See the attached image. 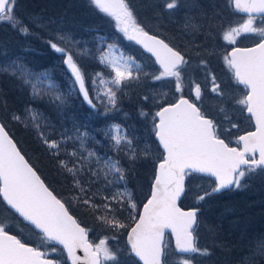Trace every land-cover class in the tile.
<instances>
[{"label":"snow or ice","instance_id":"obj_1","mask_svg":"<svg viewBox=\"0 0 264 264\" xmlns=\"http://www.w3.org/2000/svg\"><path fill=\"white\" fill-rule=\"evenodd\" d=\"M227 2L234 11L247 14V19L237 27L228 26L223 31L222 39L235 45L236 37L241 33H255L261 37L254 47H234L223 57L232 79L245 90L243 96L235 100L239 106L237 110L241 114L247 113L246 119L254 122L253 131L236 138L237 146H231V142L223 138L232 129L239 128V124L231 122L225 107L221 106L219 111L224 113V119L229 121L231 127H223V122L209 118L197 103L185 98L186 77L188 85L194 84L191 91L195 100L201 98L200 84L187 76L190 62L185 53L145 31L126 0H90L96 10L115 21L116 28L129 41H135L154 57L159 70L151 79L172 81L175 92L179 94L175 102L161 106L151 116L152 132L163 154L153 177L150 198L143 204L142 210L138 209L131 192L127 190L126 170L121 161L89 147V141L94 138L81 125L73 123L71 134L66 129L57 140L42 131L46 121L37 110L26 109L23 118L37 130L42 144L53 157H59L62 151L69 157L58 160L57 167L62 174L71 177L75 192L72 200L75 203L92 211L95 219L113 232L128 227L120 219L121 213L128 212L134 226L127 233V251L142 264H168L170 254L166 234L174 237V264H194L196 255H211L209 249L199 245V209L185 210L179 204L188 191L186 181L189 177L201 175L212 178L211 191H204L195 197L199 203L222 190L240 188L245 177L251 178L257 173L264 175V26H254L257 16L264 20V0ZM178 3L179 0H163L160 7L164 12H171ZM16 5L17 0H0V24L7 23L23 36L33 34L29 24L43 26L38 17L25 23L16 15ZM185 27L196 29L199 26L186 21ZM96 39L95 59L108 70V77L104 72L87 77L70 48L60 44L77 45L79 41L58 35L57 40L49 39L46 43L62 58L71 82L69 91L82 97L93 112L107 116L118 110V92L122 86L129 81L139 80L143 68L133 57L122 52L118 57L110 56L116 47L107 44L104 37L97 36ZM87 52V49H77L78 55ZM200 64L206 65V61L201 60ZM0 72L15 76L22 84L29 86L34 98L49 95L58 109L67 103V97L47 73H33L19 58L0 67ZM143 74L149 75L146 72ZM210 82L212 93L222 100L229 98V93L221 89L214 75ZM41 84L45 87H40ZM143 99L147 101L149 97ZM98 104L103 106V112L97 108ZM140 114L144 117L149 115L143 110ZM11 118L22 121L17 114ZM103 134L110 141L112 151L122 152L130 161L148 155L147 146L140 149L119 124L107 126ZM69 142L75 145L70 151L62 148ZM95 143L99 144L100 141ZM121 185L124 187L121 188ZM20 223L28 226L40 245H62L72 264H120L119 250L113 251L108 246L109 237L105 236L98 243L89 239L91 229L82 226L70 213L66 203L46 184L37 169L21 153L5 124L0 122V264H60L58 260L49 259L50 253L41 250V247H34L12 234L13 224L18 226ZM111 239L117 237L112 236ZM56 251V247L51 248L52 253ZM78 251H82L83 256L77 255ZM251 252L252 256L246 257V262L249 259H264V241L256 242Z\"/></svg>","mask_w":264,"mask_h":264},{"label":"trees","instance_id":"obj_2","mask_svg":"<svg viewBox=\"0 0 264 264\" xmlns=\"http://www.w3.org/2000/svg\"><path fill=\"white\" fill-rule=\"evenodd\" d=\"M154 1L155 3L152 4V12L146 10L141 15L145 14L148 20H150L152 14V19L154 18V20L157 21V17L154 16V14L157 11H163L160 7L163 2H158V0ZM188 1L192 3L193 0ZM195 1L203 4V6L210 3L204 0ZM144 2L147 4L151 2V0H144ZM200 10L201 12L199 10L197 11L199 15L205 13L203 8ZM15 11L16 15L22 18L25 23H29L30 20L38 17L41 19L43 26L35 27L29 24L33 34L23 36L13 30L7 23L0 24V67L6 65L10 60L19 58L26 68L33 73H47L51 81L65 94L67 103L62 109H58L49 99V95H44L41 98H34L29 86L22 84L15 76L6 72H0V120L5 124L6 129L17 143L21 152L33 167L37 169L46 184L57 194L58 198H61L66 203L71 214L74 215L83 226L91 229L89 236L92 242L98 243L99 240L103 239L105 236L109 237L108 243H110L111 240L114 243L117 240H125L126 242L127 233L134 225V222L129 218L128 212L124 211L120 214V219L128 227L121 229L119 232H113L110 229L104 228L95 219V215L92 211L75 203L72 200L75 192L72 187L71 177L67 174H62L61 170L57 167L58 160L69 159V157L64 151L61 152L59 157H53L49 153V150L42 144L37 130L23 118L26 116V109L32 108L37 110L43 115L46 121V125L42 131L45 132V135L57 140L60 139V134L66 129L68 133L71 134L73 123L81 125L82 128L86 129L94 138L89 141V147L94 148L102 155L107 154L108 156H115L121 161V164L126 170L125 179L127 190L131 192L132 199L136 202L138 209L141 210L143 204L149 197L147 195L150 184L152 183V177L143 184H141L140 181L141 179L145 180L150 165L155 168V164L157 168V164L162 158L154 164L149 159H145L143 155L135 161H130L122 152L114 153L112 151L110 141L105 138L103 129H105L106 125L109 123L119 124L126 130L127 135L133 140V143L137 145V138H141L139 133L141 130H137V128L132 129V125L140 123L138 120L140 117L142 118L140 114L141 110L149 114L144 118V120L147 121L151 116V110L153 108V103H151L150 99L147 101L143 99V102H138L142 91H144L143 97L147 96L149 91H152V84L149 81V77L147 78L143 74L140 77V85L135 86L134 82L130 81L125 91L122 88V90L118 92V110L110 112L107 116L93 112L83 101L82 97L75 92L69 91L71 82L65 66L61 62L62 58L49 47L46 41L49 39L57 40L58 35L69 36L73 40L79 41L80 43L77 45H68L64 42H60V44L61 46L70 48L74 54V58L81 66L86 76L90 77L94 73L104 71V68L95 59L97 55L96 37H104L107 44L114 45L119 53L122 52L124 55L129 56L132 53L129 52L127 44H122V36L115 33L112 26L110 28L111 22L105 17H102L101 15L103 14L96 10L88 0H17ZM155 27L167 29L165 21H163L162 25L156 24ZM105 33H107V35H105ZM115 40L118 43H116ZM164 40L168 43L171 42L167 39ZM171 45L176 48L174 44ZM77 49H87L88 52L85 55H78ZM131 49H135L134 52L142 54L138 47L132 48L131 46ZM177 49L181 51L179 47H177ZM134 58L136 62H138L139 59L144 60L139 57ZM142 64H146V62ZM144 70L147 71L148 74L153 71L152 68L149 70L144 68ZM40 87H45V85L41 84ZM89 90L91 93V87ZM97 108L100 112H103V107H100L99 104ZM13 114L20 115L23 122L13 120L11 118ZM95 141H100V143L97 144ZM151 141L154 143L152 139ZM74 146L72 142H69L67 145H62V148L70 151ZM157 156L158 154L156 155V159L158 160L159 158H157ZM262 186H264V181L261 182L260 188H253L251 191H248L247 194L252 195L258 193L257 190L261 189ZM120 187L123 188L124 186L121 185ZM257 197L258 196L253 197V199ZM219 204L221 205L218 206ZM232 204L234 208L237 209V215L231 216L228 221H223V225L220 229L221 232L226 233L228 231L230 221H232L231 225L237 227L241 219H249V223L254 225V228L248 227V230H246V233H248L247 237L241 243H239L238 240L231 241L225 237H215L216 230L212 231L213 235L210 241L211 230L207 229V233L204 234L206 228L203 229V234L205 237L207 236L206 240L208 238L206 244H209L211 247L207 248L211 253V255H209L210 264H224L223 259L220 257L221 248H236L235 250H231L233 255L236 257L240 254L246 258L250 254L251 248L255 245L256 241H261V237L264 234V218L260 220L259 216L257 218L254 217L253 213L250 212L252 206L250 204H244V207L241 206L239 197L237 200L228 198L223 202L220 201L211 208L209 206V213L211 211L213 213H220L224 211L225 207L232 208ZM245 207L247 208L246 210H244ZM257 207L264 213L263 204L257 205ZM243 210L244 212L242 213ZM137 215H139V212H137ZM199 224L200 220L198 225ZM207 226L212 229L214 224L211 221L208 222ZM198 229L201 230L200 226H198L197 230ZM112 236H116L117 239H111ZM248 240L249 242L247 244ZM236 260L237 258L230 261V263L234 264ZM253 264H264V262H258L257 260V262H253Z\"/></svg>","mask_w":264,"mask_h":264},{"label":"rangeland","instance_id":"obj_3","mask_svg":"<svg viewBox=\"0 0 264 264\" xmlns=\"http://www.w3.org/2000/svg\"><path fill=\"white\" fill-rule=\"evenodd\" d=\"M148 1V0H147ZM178 6L176 9L172 10L171 12H155L154 16L157 17V21L152 19V14L150 16V20L146 17L145 14L141 15L144 11H151L152 12V4L155 3L154 0H151L149 3H145L144 0H126L129 7L132 9L137 21L141 24L142 27H144L145 31H148L151 34L154 35H160V37L167 39L171 41V44H174L177 47L181 49V52L186 54V57L189 59L190 66L187 69V76H190L195 83L200 84L201 87V98L198 101L200 105L204 108H202L205 112H212L217 120H220L223 127H231L228 120L224 119V113H221L219 111L220 107L223 106L227 109L228 115L231 119V122L239 124L238 129H232L230 134H226L223 138L226 139V142H231V145H235L232 141L235 142L236 138L247 132L251 127V121L246 119V114H241L237 109L239 108L238 105L235 104V106L227 105V99L222 100V98L216 96L215 93L211 92V82L210 78L212 75L216 77V80L218 83H220V87L225 92L229 93L228 100L235 101L237 98L243 96V92L241 90H234L232 92H228L226 88L222 86V84L227 81L229 84H231L228 80L225 78L226 75V69L224 66V61H221V58L215 57L212 55L210 50V44H213L212 41L209 43L205 40H202L201 38V32L202 31H209L207 29H204L206 26L214 27L215 30L221 34H223V31L228 28V26H232L238 22L239 20L235 21V13L232 12L231 5L227 2V0H204L209 1L210 3L203 6V4L196 2L195 0L189 2L188 0H179ZM90 3V0H88ZM158 2H163V0H158ZM195 2V3H193ZM145 3V4H144ZM203 3V2H202ZM91 4V3H90ZM93 6V5H92ZM147 8V9H146ZM204 9L205 13H201V15L198 14V10L201 12L200 9ZM208 11H207V10ZM142 10V11H141ZM103 14V13H102ZM102 17H105L108 21H110V28L112 26L115 33L122 36V44H127L129 47V52L132 54L129 55L131 57H139L143 58L139 59L138 62L141 64L143 71L147 73L145 69L152 68L153 71L146 76L149 77V81L152 84V91H149L147 93V97H149L151 103H153V108L151 110V116L159 110V108L165 104L173 103L175 102L176 98L178 97V93L175 92L174 89V83L170 80H162V81H154L151 79V76L154 74H158L159 68L156 66L154 60L144 54L142 50L138 47L137 43L135 41H129L127 37L119 32V30L115 26V21L111 18L106 16L105 14L101 15ZM163 21H165V24L167 25V29H161L160 27H155L156 24L162 25ZM167 21V22H166ZM186 21L189 24H193L196 26H199L198 28L194 29L192 27H185ZM242 21V20H241ZM254 26H264V20L258 19L254 21ZM193 30V31H192ZM107 35V33H105ZM220 39V36H218ZM113 38V37H112ZM222 38V37H221ZM110 39V38H108ZM249 39L243 40V42L248 41ZM116 43H118L115 40ZM138 47L142 54H139L137 52H134L135 49H131ZM206 46V47H205ZM106 50V49H105ZM192 50V51H191ZM192 54H190V53ZM203 54H205L203 56ZM120 53L116 50L114 53L110 54V56H116L118 57ZM191 57V58H190ZM135 59V58H134ZM150 59V60H149ZM206 61V65H201L200 61ZM223 60V59H222ZM143 62H146V64H142ZM104 68V74L105 77H108L110 74L108 70L101 65ZM143 75V72L141 73L140 77ZM135 84V86H138L141 84L140 78L139 80H132ZM131 81V82H132ZM130 83L127 82V84ZM126 86H122V88L125 91ZM186 87L184 88V96L186 98H189L190 100H195L194 94L192 93L191 89L194 88V84L188 85L187 77L185 79ZM143 93L142 91L141 96L138 100V102H143ZM166 94V95H162ZM208 102V103H207ZM210 104V106H208ZM100 107H103L102 105H99ZM212 108L213 111L207 109ZM151 116L147 121L144 120V116L138 121L140 123H136L135 125H132V129L137 128V130H141L140 135L141 138H137V145L140 149H143L147 146L148 148V155L144 156L145 159H149L153 164L158 162L162 158L163 151L161 150L158 142L155 139V135L152 132V120ZM116 123H109L106 125H112ZM105 127V128H106ZM151 139L154 141V143L151 141ZM158 154L156 159V155ZM148 171V175L146 176L145 180L141 179V184L145 183V181H149V179L152 177L151 182H153V177L155 175L156 165L154 164ZM264 181V175H260L259 173L253 174L251 178L245 177L244 180L241 181L242 186L240 188H233L231 190L225 191L220 194H212L210 196H207L203 201H200L199 203L196 202L195 197L199 194H202L204 191H211L212 185V179L203 177L201 175H196L189 177L187 180L188 185V191L182 201L181 207L185 209L189 208H198L199 209V220H200V228L201 230H197L198 238H199V245L202 248H211L209 244H206L208 242V238L206 240L205 233H207L208 230L210 231V241L212 238V231L216 230L215 237H221L230 239L231 241L238 240L239 243L243 242L244 239L247 237L246 230L249 228H254V225H252L249 219H241L238 223V226L231 225L232 221H230V225L228 227V231L221 232V227L223 225V221H228L231 216L237 215V209L234 208L232 204L231 207H225L224 211L222 212H210V208L213 205H217L218 202H223L224 200L228 198H234L238 199L241 206L251 205L250 212L253 213L254 217L260 218V220H263L264 213L261 211L260 208L257 207V205H264V186H262L261 189H258L255 194H247L248 191H251L253 188H260L261 182ZM152 184V183H151ZM151 184L149 187L148 195H150L151 191ZM260 184V185H259ZM257 194V195H256ZM261 195V196H260ZM258 196L256 199H253V197ZM257 201V202H255ZM219 204L218 206H220ZM249 208V206H248ZM247 208L245 207L244 210ZM240 210V209H239ZM242 210V209H241ZM242 211V213L244 212ZM209 216V217H208ZM213 222L214 227H209L208 222ZM258 223V222H256ZM206 228V229H205ZM20 229H23L24 231L21 232ZM205 229V231L203 230ZM208 229V230H207ZM207 230V231H206ZM204 231V234H203ZM12 234H17L18 236L22 237L24 241L30 244L39 245L41 248L48 249L51 251V248L53 246L57 247L56 244H48V245H40V242L35 234L31 233L29 231V228L23 224L20 223L18 226L16 224H13L12 226ZM220 235V236H219ZM203 237V238H202ZM257 239V238H256ZM169 241V258L168 263L174 264L175 256L172 255L174 252V246L172 243L171 237L168 238ZM261 241H264V234L261 237ZM223 243L222 241H220ZM249 240L247 241L248 244ZM258 242V240L256 241ZM246 244V245H247ZM108 246L113 250L117 251V255L120 260V264H139L137 260L129 255L127 251V245L125 240L120 241L117 240L115 243L111 240L110 243H108ZM222 246V245H221ZM247 247V246H246ZM245 247V248H246ZM60 248V247H57ZM236 248H221L220 249V257L223 259L224 264H231L230 261L237 258L236 262L234 264H253V262H264V259L256 258V259H249L247 262L245 261V257L243 255L238 254L236 257L233 255V252L231 250H235ZM59 251V250H58ZM58 251L54 253H58ZM64 251V250H63ZM198 256V257H196ZM194 257V264H210V257L209 256H199L196 255ZM252 252L250 251V254L247 257H251ZM235 257V258H234ZM106 264H112V262H106Z\"/></svg>","mask_w":264,"mask_h":264},{"label":"flooded vegetation","instance_id":"obj_4","mask_svg":"<svg viewBox=\"0 0 264 264\" xmlns=\"http://www.w3.org/2000/svg\"><path fill=\"white\" fill-rule=\"evenodd\" d=\"M232 9V8H231ZM207 10V9H206ZM208 11V10H207ZM232 12H234L235 13V21H237V20H239L238 22H236L234 25H233V27H237V26H239V24L240 23H242L245 19H247V16H243V15H240V14H238L236 11H234L233 9H232ZM258 19H260V17L259 16H257V18H256V20H258ZM242 20V21H241ZM204 29H207V30H209V31H202L201 32V38H202V40H205V41H207V42H211L212 41V43L213 44H210V50H209V52L212 54V55H214L215 57H220L221 58V61H224V60H222L223 59V57L225 56V55H227L234 47H239V48H249V47H253V46H255L256 45V43H258L259 42V40L261 39V37L259 36V35H257V34H255V33H241L240 35H238L237 37H236V44L235 45H232V44H228L227 42H225L221 37H222V34L221 33H219V32H217L216 30H215V28L214 27H210V26H206V27H204ZM218 36H220V39H219V37ZM245 39H249L248 41H245V42H243V40H245ZM206 47V46H205ZM224 52V53H223ZM183 53V52H182ZM205 54H203V56H204ZM187 58V57H186ZM219 58V59H220ZM224 66H225V71H226V75H227V77L225 78L226 80H228L231 84H229L227 81H225L223 84H222V86L224 87V88H226L227 90H228V92L230 91V92H232V91H234V90H236V89H238V90H241L242 92H243V94H244V88H243V86L242 85H237L236 83H235V81L232 79V76H231V72H230V70L226 67V65H225V62H224ZM241 94V97H242V93H240ZM192 102H194V103H197V106L198 107H200L201 108V111H203V112H205L202 108H204V107H202L201 105H200V103H198V101H194V100H191ZM208 103V102H207ZM226 104L227 105H230V106H235V101H230V100H228V98H227V102H226ZM208 106H210V104L208 105ZM207 109H209V110H211V111H213V109L212 108H207ZM214 112V111H213ZM207 115H208V117L209 118H212V119H215L218 123H220V120H217L216 118H215V116H217V115H214L212 112H205ZM246 115H247V113H245ZM251 125H252V127L248 130V131H253L254 130V122H251ZM246 133V132H245ZM245 133H243V134H241V135H244ZM234 144H235V142L234 141H232ZM231 146H237L236 144L235 145H231ZM24 224V223H23ZM26 225V224H25ZM28 227V226H27ZM15 235H17V234H15ZM18 236V235H17ZM19 238H21L22 240H24L22 237H20V236H18ZM26 242V241H25ZM30 244V243H29ZM30 245H32V246H34V247H40L39 245H35V244H30ZM57 246V245H56ZM53 247H55V246H53ZM57 247H59V246H57ZM56 247V248H57ZM59 251H58V253H52L50 250H48V249H44V248H41V250H43V251H45V252H47V253H50L49 255H48V258L49 259H54V260H58V261H60V264H69L68 263V260H67V257H66V254H65V251H63V249L60 247V248H57Z\"/></svg>","mask_w":264,"mask_h":264},{"label":"water","instance_id":"obj_5","mask_svg":"<svg viewBox=\"0 0 264 264\" xmlns=\"http://www.w3.org/2000/svg\"><path fill=\"white\" fill-rule=\"evenodd\" d=\"M237 13H239V12H237ZM239 14H241V15H243V16H247V14H245V13H239ZM150 35H153V34H151V33H149ZM158 37V36H157ZM158 38H160V37H158ZM162 39V38H161ZM166 42V41H165ZM167 43V42H166ZM138 45V47L143 51V53L144 54H146V55H148V56H150L153 60H154V62H155V59H154V57H152L151 56V54H149V53H147L143 48H142V46L141 45H139V44H137ZM171 46V45H170ZM156 64V63H155ZM156 66L159 68V65H157L156 64ZM186 98V97H185ZM188 99V98H187ZM0 122H1V120H0ZM10 135V134H9ZM11 136V135H10ZM156 138V137H155ZM14 140V139H13ZM156 140H157V138H156ZM15 141V140H14ZM158 141V140H157ZM17 144V143H16ZM17 147H18V145H17ZM19 148V147H18ZM160 148L162 149V147L160 146ZM21 151V150H20ZM162 151H163V149H162ZM22 153V152H21ZM23 154V153H22ZM26 158V157H25ZM27 159V158H26ZM30 163V162H29ZM157 167H158V165H157ZM157 170V169H156ZM43 179V178H42ZM212 179V178H211ZM186 183H187V181H186ZM225 191H228L227 189L226 190H222L221 192H218V193H214V194H220V193H222V192H225ZM149 198H150V196H149ZM148 198V199H149ZM183 198L184 197H182L181 198V200H180V202H179V204H180V207H181V202H182V200H183ZM147 202V201H146ZM145 202V203H146ZM143 207V206H142ZM183 209H185V208H183ZM189 209H192V208H189ZM189 209H185V210H189ZM141 210H142V208H141ZM199 212V211H198ZM71 213V212H70ZM134 226V225H133ZM166 237H167V234H166ZM171 238H172V241H173V246H174V243H175V241H174V237H172L171 236ZM126 243H127V237H126ZM57 245V244H56ZM59 247H61V248H63V246L62 245H58ZM65 254H66V257H67V260H68V263L69 264H72V261H71V259L70 258H68V256H67V252L65 251ZM77 255H80V256H83V252L82 251H78L77 252ZM134 257V256H133ZM135 258V257H134ZM137 261H138V258H135ZM139 262V261H138ZM139 264H142V262H139Z\"/></svg>","mask_w":264,"mask_h":264},{"label":"bare ground","instance_id":"obj_6","mask_svg":"<svg viewBox=\"0 0 264 264\" xmlns=\"http://www.w3.org/2000/svg\"><path fill=\"white\" fill-rule=\"evenodd\" d=\"M180 2V1H179ZM160 36V35H159ZM169 41V40H168ZM192 51V50H191ZM190 53V52H189ZM224 53V52H223ZM190 54H192V53H190ZM191 58V57H190ZM150 60V59H149Z\"/></svg>","mask_w":264,"mask_h":264}]
</instances>
